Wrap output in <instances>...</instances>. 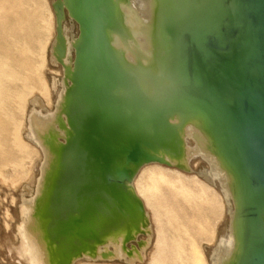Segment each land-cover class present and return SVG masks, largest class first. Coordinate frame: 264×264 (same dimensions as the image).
<instances>
[{
	"label": "bare ground",
	"instance_id": "obj_1",
	"mask_svg": "<svg viewBox=\"0 0 264 264\" xmlns=\"http://www.w3.org/2000/svg\"><path fill=\"white\" fill-rule=\"evenodd\" d=\"M52 1L62 94L37 75L23 89L28 105L38 91L54 106L27 113L30 152L3 161L20 174L39 156L12 248L26 264H132L143 259L133 241L155 235L146 264H264V0ZM66 14L77 36L64 32ZM197 152L215 159L233 206L207 258L185 225V239L169 231L148 194L173 172L216 199L178 170Z\"/></svg>",
	"mask_w": 264,
	"mask_h": 264
},
{
	"label": "rangeland",
	"instance_id": "obj_2",
	"mask_svg": "<svg viewBox=\"0 0 264 264\" xmlns=\"http://www.w3.org/2000/svg\"><path fill=\"white\" fill-rule=\"evenodd\" d=\"M51 1L0 0V151L2 152L0 154V264H26L25 258L20 257L12 246L18 242L14 236L17 224L21 221L19 211L23 199H31L29 205H33L35 195L31 193L35 190L33 180L34 176L38 175L39 156L33 153L27 155L24 158L25 169H23L26 171L20 174L10 165L4 166L3 161L21 160L26 152H30L24 144L27 138L24 134L27 113L40 109L39 112L46 115L54 106L53 103L48 104L46 97L38 91H34V94L40 99V104L28 105L27 99L31 98V94L24 92L23 89L27 87V91L34 90L37 75L39 81L51 86L55 100H58L62 94V67L59 62L53 60L50 50V44L55 36V24L49 12ZM135 1L137 7L142 6V0ZM138 12L143 15L142 9H138ZM61 24L69 37L77 36V24L67 14ZM51 79L56 82L55 88ZM187 141V146L194 150L193 140ZM29 142L35 146L32 140ZM188 160L190 168L188 172L178 169L182 176H194L201 182L212 184L218 195L216 199L210 195L208 199L203 197L184 177L180 181L170 171L165 182L151 183L152 187L149 190L151 188L152 190L148 191V194L161 215L164 212L169 213L171 221L168 225L169 231L180 233L185 239L186 234L181 229V225H185L207 258V254L209 255L216 245L218 235L228 223L229 210L233 209L232 199L220 178L222 173L213 171L212 167H215L216 162L213 157L197 152L188 156ZM28 188L31 190L29 193ZM176 225L180 227L178 232L173 229ZM228 234L225 235L227 238H229ZM143 239L146 237L139 235L138 240L133 241L143 254V259L135 260L132 264H146L148 261L155 235L151 237L146 247L141 248L139 242ZM225 241L227 242L228 239ZM183 244L185 245V241ZM110 248L113 249L111 246ZM111 261L113 264H128L126 260L117 257L112 258Z\"/></svg>",
	"mask_w": 264,
	"mask_h": 264
}]
</instances>
